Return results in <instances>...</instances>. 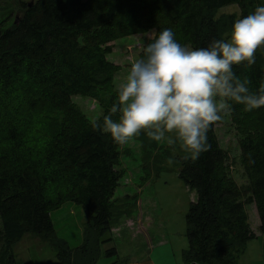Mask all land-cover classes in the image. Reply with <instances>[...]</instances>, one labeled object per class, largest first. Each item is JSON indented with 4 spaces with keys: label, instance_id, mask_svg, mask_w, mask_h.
Masks as SVG:
<instances>
[{
    "label": "trees",
    "instance_id": "16d2710c",
    "mask_svg": "<svg viewBox=\"0 0 264 264\" xmlns=\"http://www.w3.org/2000/svg\"><path fill=\"white\" fill-rule=\"evenodd\" d=\"M255 4L262 2L21 4L20 18L0 32V264H17L14 246L26 235L55 239L60 264H97L103 253L113 259L111 264H129L115 246L102 249L114 243L113 199L124 176L118 169L121 145L94 130L71 99L112 88L120 68L107 57L116 40L152 31L156 36L172 28L182 45L206 47L214 39H227L234 22L250 14ZM231 5L240 7L239 16H219ZM234 71L256 91L264 83V51L251 67ZM116 96L111 90L104 115ZM230 116L241 134L240 160L247 183L239 186L231 176L229 155L216 133L222 121L217 122L208 132V150L196 161L185 157L180 161L181 180L198 195L186 215L185 263L239 264L256 238L248 205L256 206L264 234V108L246 112L235 105ZM64 203H76L86 215L83 242L76 248L58 237L52 221V213Z\"/></svg>",
    "mask_w": 264,
    "mask_h": 264
},
{
    "label": "rangeland",
    "instance_id": "374dc122",
    "mask_svg": "<svg viewBox=\"0 0 264 264\" xmlns=\"http://www.w3.org/2000/svg\"><path fill=\"white\" fill-rule=\"evenodd\" d=\"M23 2L27 5L34 0H0V32L11 28L20 18ZM261 2L264 4V0ZM258 5L251 8V13ZM240 13L239 6L231 5L221 9L219 16H239ZM155 33L125 36L110 44L113 45V52L107 59L120 68L113 77L112 88L99 89L93 95L74 96L71 99L88 121H98L105 114L111 90L118 91L125 82L131 63L140 58ZM263 51L264 48L259 49L256 58ZM216 133L220 147L229 155L232 178L239 186H244L247 179L240 160L241 134L230 115L217 126ZM120 153L118 169L124 176L113 199L114 243L103 246V252L115 246L119 257L130 264H185L182 254L189 245L186 215L191 204L198 200L196 191L186 186L180 178V161L187 153L178 142L172 146L157 143L144 132L121 145ZM246 211L256 238L247 245L239 264H264V234L259 230L256 206L248 205ZM52 221L58 237L65 240L70 248L81 245L87 222L82 207L76 203H64L62 208L52 213ZM57 248L55 239L26 235L14 246V254L17 264H60ZM112 262L113 259L103 253L97 264Z\"/></svg>",
    "mask_w": 264,
    "mask_h": 264
},
{
    "label": "clouds",
    "instance_id": "9594fccd",
    "mask_svg": "<svg viewBox=\"0 0 264 264\" xmlns=\"http://www.w3.org/2000/svg\"><path fill=\"white\" fill-rule=\"evenodd\" d=\"M264 48V4L232 25L227 39L191 48L165 28L131 63L110 112L93 129L118 145L144 132L157 143L177 142L196 161L209 148L208 132L229 116L235 105L252 112L264 108V83L256 91L235 67H251ZM113 115L117 119H113Z\"/></svg>",
    "mask_w": 264,
    "mask_h": 264
},
{
    "label": "built area",
    "instance_id": "2783aa9c",
    "mask_svg": "<svg viewBox=\"0 0 264 264\" xmlns=\"http://www.w3.org/2000/svg\"><path fill=\"white\" fill-rule=\"evenodd\" d=\"M185 264H199V263H195V262H190V263H185Z\"/></svg>",
    "mask_w": 264,
    "mask_h": 264
},
{
    "label": "crops",
    "instance_id": "0c3cea01",
    "mask_svg": "<svg viewBox=\"0 0 264 264\" xmlns=\"http://www.w3.org/2000/svg\"><path fill=\"white\" fill-rule=\"evenodd\" d=\"M143 261H146V260H143ZM129 264H130V262H129ZM149 264H153V263H149Z\"/></svg>",
    "mask_w": 264,
    "mask_h": 264
},
{
    "label": "water",
    "instance_id": "95a60500",
    "mask_svg": "<svg viewBox=\"0 0 264 264\" xmlns=\"http://www.w3.org/2000/svg\"><path fill=\"white\" fill-rule=\"evenodd\" d=\"M16 22V21H15Z\"/></svg>",
    "mask_w": 264,
    "mask_h": 264
}]
</instances>
